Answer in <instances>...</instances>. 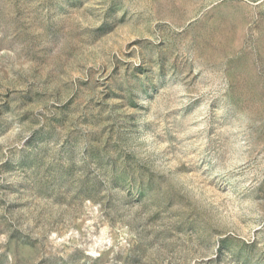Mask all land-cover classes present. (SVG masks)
<instances>
[{"label": "rangeland", "instance_id": "rangeland-1", "mask_svg": "<svg viewBox=\"0 0 264 264\" xmlns=\"http://www.w3.org/2000/svg\"><path fill=\"white\" fill-rule=\"evenodd\" d=\"M0 264H264V0H0Z\"/></svg>", "mask_w": 264, "mask_h": 264}]
</instances>
